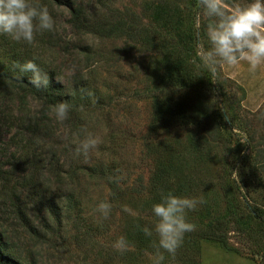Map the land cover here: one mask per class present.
I'll list each match as a JSON object with an SVG mask.
<instances>
[{"label":"rangeland","instance_id":"374dc122","mask_svg":"<svg viewBox=\"0 0 264 264\" xmlns=\"http://www.w3.org/2000/svg\"><path fill=\"white\" fill-rule=\"evenodd\" d=\"M240 2L246 3L247 0ZM106 3L115 10L113 13H126L130 18L136 19L134 21H138V26L139 21L150 26L155 25L152 15L154 16L157 10L176 11L179 16L173 19L170 16L168 29L162 27L158 31L163 36H168L169 33L173 35L176 26L173 20L179 18L180 38L188 37L191 41L188 54L194 57L197 53L201 57V45L210 47L206 36L208 20L198 8L197 0H106ZM93 5L92 2L86 3L85 8L98 11L97 7L92 8ZM48 9L56 22L54 31L38 33L31 45L17 43L18 49L21 53H28L29 56L45 63L67 90L73 89L75 85H84L85 91L90 93L89 103L86 109L78 108L76 112L69 113L67 120L59 122L53 109L43 111L37 101L27 99L26 103L16 110L17 114L11 116L12 121L5 122L6 120L2 119L0 125L6 137L13 136L11 147L7 150L10 152L13 151V146L19 143L22 147L24 142L30 140L27 129L29 121L32 123L34 119L42 120L51 125L54 135L51 139L45 137L47 148L40 150L44 155L40 156L39 152L36 155L39 157L37 164L40 170L30 169L26 164L20 165L13 177L21 179L23 175L34 172L39 182L44 185L54 180V167H59L62 171L75 170L76 196L80 206L73 213L78 214L74 221L63 222L65 228L60 234H57L56 223L50 220L51 227L46 239L30 241L26 237L18 238L16 233L8 229L10 227L6 225V217L1 213L0 228L2 225V228L8 229L11 242L25 255L23 259L28 264H153L152 257L155 252L140 249L136 253H126L131 250L121 253L113 247L121 236L126 237L130 243L132 236L128 232L137 227V219L148 221L147 226L153 228L152 230L155 228L157 218L153 213L146 212L147 202H151L153 197L135 192L147 182L153 168V160L146 154L147 146L163 138L172 150H176L175 162L171 165L179 172L170 180V191L173 192V187L179 183L187 190L191 182L196 186L186 194L178 192V196L203 198L204 204L187 213L188 221L197 226L196 230L202 229L206 219L214 216L209 212L213 211V201H217L219 208L216 209L224 205L225 198L219 187L218 176L224 164L230 163V158L220 153L219 158L215 160L197 161V158H193L190 154L191 146L188 147V144L200 140L198 133L202 134L204 128L200 124H184L181 119L173 118L169 110L175 112V109H180L182 114L192 111L201 121L205 119L208 132L204 134L210 143L212 138L218 139L219 136L211 131L207 118H212L214 109H220L224 102L228 116L234 119L241 130L230 129L229 135L224 136L227 142L223 141L222 147L232 150L234 137L243 143V133L246 129L254 130V140L259 141L262 147L264 66L255 73L249 72V66L244 62L237 67H218L219 78L226 79L223 82L226 97L221 98L216 92V100L212 103L204 97L191 95L176 88L165 89L157 108L160 110L159 115L166 120H161L164 124L158 125L157 128H149L155 107L144 91L146 88H154L165 79L164 55L153 46L146 45L139 39L130 40L125 35L105 38L80 32L69 24V16L63 6L55 5ZM116 9H119L120 13ZM73 66L74 72L71 71ZM10 107L5 109L4 115H10ZM227 114L225 113L226 119ZM83 129H86V132L82 131ZM153 131L157 133L154 136L149 134L154 133ZM87 133L100 137L102 142L87 157L77 155L75 148L86 139ZM0 145H3V142H0ZM52 152L56 154L54 163L50 155ZM95 164L110 169L114 179L121 186L117 198H111L104 178L88 175L87 169ZM261 176H264V171ZM56 188L53 183L52 189ZM63 190H66L65 186L61 188V193ZM229 193H232L230 188ZM103 201L112 205L110 216L106 220L98 210V205ZM124 206L134 214L123 211ZM207 211L210 214L206 218ZM96 225L99 232L94 231ZM191 235H185L179 248L189 262L164 253L162 264H264V239H249L234 230L231 224L225 234L226 247L212 240H201L188 246V240L194 237Z\"/></svg>","mask_w":264,"mask_h":264},{"label":"trees","instance_id":"16d2710c","mask_svg":"<svg viewBox=\"0 0 264 264\" xmlns=\"http://www.w3.org/2000/svg\"><path fill=\"white\" fill-rule=\"evenodd\" d=\"M29 2L46 5L48 8H53L55 5L63 6V9L68 13L69 24L80 32L105 38L125 35L130 40L139 39L146 45L153 46L164 55L166 62L165 79H162L154 88H146L144 91L147 97L152 99L155 107L149 128H157L158 125L164 124L161 123V120H166L159 115L160 110L157 108V103L167 88H176L191 95L204 97L209 103L216 100V92L221 98L226 97L223 86L226 79L219 78L220 73L213 77L197 53L194 54V57L188 54L191 41L188 37L180 38L178 29L181 26V21L179 18L173 20L176 25L173 35L169 33L168 36H163L158 31L162 27L168 29L171 22L170 16L172 19L179 16L176 11L169 10L168 13L163 9L157 10L154 16L152 15L154 19L152 21L155 25L151 24L152 26H150L139 21L140 26H138V21H134L136 19L130 18L128 14L113 13L115 10L106 3V0H29ZM91 2L94 4L92 8L97 7L98 11L94 12L85 8L86 3ZM101 8L104 10L101 11ZM116 11L120 13L119 9ZM28 60H35L44 71L48 72L50 83L46 89L34 88L29 82L32 74L20 72L17 65ZM58 80L45 63L36 57L29 56L28 53H21L17 42L11 40L7 35L0 34V115L3 114L0 116V120L12 121L13 117L11 116L17 114L16 110H19L27 99L37 101L43 111L52 110L54 105L64 101L70 104L69 113L76 112L78 108L86 109L90 95L85 91L84 85H75L73 89L67 90ZM7 107H10L8 108L10 115H4ZM180 111V109H175V112L169 110V113L173 118L181 119L186 125L200 124L204 128L202 134L198 133L200 140L188 144V147L191 146L190 154L193 155V158H197V161L215 160L219 158V153L230 158V163L224 164L218 176L219 187L225 198L224 205L222 208L216 209L219 208L217 201H213L214 207L211 208L213 211L209 210V212L214 216L206 219V224L202 229L191 232V236L194 237L188 240V246L190 243L195 244L201 240H212L226 247L225 234L229 224L247 238L262 241L264 239V176H261V173L264 171V145L261 147V143L254 140V130L246 129L247 131L243 133V143L234 137L232 150L222 147L221 144L226 141L224 136L230 133V129L241 130L234 119L228 116L224 102L220 109H214L212 118H207L211 131L219 136L218 139L212 138L210 143L207 142L204 134L208 132L205 119L201 121L192 111H189L188 114H182ZM225 113L228 119H226ZM2 128L0 125V142H3V145H0V188H2L0 191V213L6 217V222H8L6 225L10 227L8 229L16 233L18 238L26 237L30 241L39 240V238L46 239L49 227H51L50 220H52L57 225V234H60V231L65 228L63 222L74 221L78 215L73 214L80 206V201L76 196L75 170L62 171L59 167H54V180L52 183L44 185L39 182L34 172L27 176L23 175L21 179L13 177V173L20 165L26 164L31 167L30 169L40 170L37 164L39 157L36 155L38 152L40 156L41 154L44 155V152H40V150L44 151L47 148L45 137L52 138L54 135L53 128L46 121L36 119L32 123L29 121L27 129L30 140L24 142L22 147L19 143L13 146L12 152L7 150L11 147L13 136L6 137ZM153 132L149 134L153 136L157 134L155 131ZM261 137L263 138V136ZM154 143L147 146L146 149V154L153 160L152 171L147 182L140 189L135 190L137 194L142 196L153 197L151 202H147L146 212L148 213H153L152 206L160 202L161 190L165 193L170 191V180L176 172H179L171 165L175 162L176 150H172L163 138ZM6 145L8 146L4 147ZM40 145L41 149H39ZM50 155L54 163L55 152ZM258 156H260L259 159ZM87 172L88 175L104 178L111 198L119 196L121 186L114 179L110 169L95 164L89 167ZM53 183L57 186L55 190L52 189ZM63 186L66 190L61 193ZM193 187L196 186L192 182L189 184L188 190L179 183L173 187V192L175 195H178V192L186 194ZM229 188L232 189V193H229ZM210 213L206 212V218ZM147 224L148 221L144 222V220L137 219V227L128 232L132 236L131 248L129 249L131 251L126 253H136L140 249L155 252L152 242L157 240L156 234L153 233L152 237H147L141 230ZM8 229L2 228L1 225L0 264H28L24 262L25 255H22L23 253L16 248L17 245L11 242L7 233ZM94 231L99 232L97 225ZM184 254L178 249L175 257L187 263L189 261L185 259L186 255Z\"/></svg>","mask_w":264,"mask_h":264},{"label":"clouds","instance_id":"9594fccd","mask_svg":"<svg viewBox=\"0 0 264 264\" xmlns=\"http://www.w3.org/2000/svg\"><path fill=\"white\" fill-rule=\"evenodd\" d=\"M197 5L208 20L206 36L210 45H201V60L213 77L218 67L223 65L237 67L244 62L251 73L264 66V0H247L246 3L240 0H197ZM55 23L46 5L33 4L29 0H0V34L7 35L17 43L33 44L38 33L54 31ZM17 67L22 73L32 74L29 82L34 88L46 89L49 86L48 72L35 60H28ZM71 71H75V66ZM69 109L67 101L54 105L56 119L59 122L67 120ZM82 131L86 132V129ZM101 142L100 137L87 133L86 139L76 146L75 152L87 157ZM204 203L203 198L178 196L172 191L165 193L161 190L160 202L152 206L157 218L154 231L158 238L152 242L155 249L153 264H162L165 252L175 258L185 235L194 232L197 227L188 221L187 213ZM98 210L106 220L112 205L103 201L98 205ZM123 211L134 214L127 206H124ZM141 230L145 236H153V230L148 226ZM113 247L123 253L131 245L126 237L121 236Z\"/></svg>","mask_w":264,"mask_h":264}]
</instances>
